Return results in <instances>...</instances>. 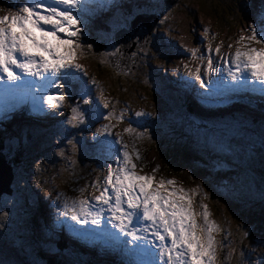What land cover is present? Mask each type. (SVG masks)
<instances>
[{
    "label": "rangeland",
    "instance_id": "1",
    "mask_svg": "<svg viewBox=\"0 0 264 264\" xmlns=\"http://www.w3.org/2000/svg\"><path fill=\"white\" fill-rule=\"evenodd\" d=\"M123 1L115 0L117 6L111 13L104 11L90 18L86 42L93 47L78 50L74 62L80 65L82 79L90 84L91 98L99 111L111 112L115 117L123 114L122 122L101 118L90 127L72 128L68 117L70 104L78 102L75 97L72 101L66 99L59 110L44 106L45 121L43 112L31 109L20 121L8 107L0 111V192H3L0 264H47L39 263L36 258L30 260L28 256L25 262L22 253L26 251L30 256L38 253L45 261L53 257L48 264H57L56 259L59 264H123L116 257H126L106 239L94 234L84 236H95L98 242L93 248H84L83 237L71 230L79 225L68 217L61 220H66L71 228L56 222L58 208L65 200L91 201L99 191L90 185L96 182L101 188L105 186L107 162L96 159L84 146H74L69 140L90 142L106 124L112 126L113 140L119 133L130 152H139V162L133 159L138 175H153L157 181L174 180L176 187L184 188L190 196L191 189L201 186L193 209L198 203L205 204L209 220L219 229L213 233L215 264H264V176L247 173V178H242L238 171L240 165L243 170L253 166L251 157L256 158L260 167L264 165V149L260 146L264 101L260 105L255 103L256 107L252 102L245 103L247 95L255 97L253 101L258 100L255 96L258 91L254 95H233L228 91L227 96L228 87L222 83V80L228 85L233 83L223 71L225 59H230L238 48L245 50V44L260 49L261 45L241 41L240 37L251 35L253 20L264 0H139L149 11L162 10L160 19L157 15L145 16L149 14L123 15ZM134 1L127 3V10L135 5ZM16 3L17 0H0V17L17 14L13 7ZM152 21L154 31L150 36L147 30L146 37L140 41L139 34L141 39L145 26ZM92 38L97 44L90 42ZM113 52L116 54H108ZM208 59L214 64L203 81L205 88H201V81L190 70L194 73L197 67H207ZM213 83V93L206 91ZM182 85L186 91H182ZM51 91L55 94L56 89ZM193 92H199L198 101H194ZM189 98L191 102L187 103ZM29 107L26 105V109ZM21 112L22 108L17 111ZM137 112L145 115L137 117ZM31 117L35 122L30 126L27 123ZM37 120L44 121L46 126L37 124ZM130 123L141 138L124 133ZM14 126L29 127L25 139L15 134ZM244 128L255 132L254 140L245 147L246 152L237 149L238 155H248L247 159L243 155L227 156L225 150L214 151L212 134L223 139L221 146L216 145L219 151L228 139L240 145L237 138L242 136ZM186 136L197 142L191 146L196 148V157L187 154L191 152L188 149L191 143ZM158 145L165 146L162 153L167 155V162L155 148ZM8 164L14 168L9 173L4 170ZM112 166L115 167L114 162ZM154 168L158 171L153 172ZM203 193L208 194V199H200ZM38 212L43 213L42 218ZM96 242L92 240L94 245ZM106 256L113 258V262Z\"/></svg>",
    "mask_w": 264,
    "mask_h": 264
},
{
    "label": "snow or ice",
    "instance_id": "2",
    "mask_svg": "<svg viewBox=\"0 0 264 264\" xmlns=\"http://www.w3.org/2000/svg\"><path fill=\"white\" fill-rule=\"evenodd\" d=\"M116 6L115 0H17L13 6L17 14L0 17V102L12 109L28 104L33 112H44V106L59 110L66 99L72 101L75 97L78 102L70 104L68 117L72 128L90 127L101 118L122 122L123 114L115 117L111 112L99 111L79 74L80 65L74 63L78 50L93 47L86 43L90 18ZM240 40L261 47L257 50L245 44V50L238 48L230 59L224 60L223 71L233 82L232 87L250 84L254 89L259 87L264 95V4L253 20L251 35L241 36ZM192 55L195 57V50ZM213 64L208 59L207 67H197L194 73L190 70L201 81V88H205L203 81L209 77ZM222 83L228 87L226 81ZM52 89H56L55 94ZM104 106L107 108L108 104ZM111 127L103 125L90 142L69 140L107 162V175L103 188L96 182L90 185L99 191L91 201L65 200L58 208L56 222L71 228L66 220H61L68 217L80 226L71 229L75 234L106 239L126 257L124 264H215L213 233L219 229L209 220L205 204L198 203L193 209L201 186L191 189L190 196L184 188L176 187L174 180L157 181L153 175H138L133 159H141L139 152H130L119 133L113 140ZM123 131L141 138L131 123ZM260 146L264 149V130ZM200 199H208V194L203 193Z\"/></svg>",
    "mask_w": 264,
    "mask_h": 264
},
{
    "label": "bare ground",
    "instance_id": "3",
    "mask_svg": "<svg viewBox=\"0 0 264 264\" xmlns=\"http://www.w3.org/2000/svg\"><path fill=\"white\" fill-rule=\"evenodd\" d=\"M133 30V29H132ZM120 36V35H119ZM118 40V39H117ZM147 42V41H146ZM117 43H118V41H117ZM127 45V44H126ZM119 52V51H118ZM129 54V53H128ZM130 67V66H129ZM113 68V67H112ZM135 68V67H134ZM118 71V70H117ZM249 86H251V85H249ZM249 86L247 85V88L245 89V90H243V85H241L240 87H237V89H232V90H226V92H227V95L228 94H230V92H233L234 94L233 95H238L239 93H247V94H252V95H254L255 94V92L256 91H253V90H248V88H249ZM236 88V87H235ZM228 91H230V92H228ZM221 92V91H220ZM194 93V101H198L200 98H199V95H198V93L199 92H193ZM225 93V92H224ZM223 94V93H222ZM219 96V95H218ZM255 96H257V98H258V102H262V101H264V95H262L261 94V92L260 93H257ZM256 101V100H255ZM254 102V101H253ZM1 103V102H0ZM26 105H28V104H25L23 107H25L26 108ZM1 107H5L4 105H3V103H1V105H0ZM5 108H7V107H5ZM30 109V107L28 108V109H26L27 111ZM5 110V109H4ZM223 111V110H222ZM33 122H35V120L33 121ZM34 124V123H33Z\"/></svg>",
    "mask_w": 264,
    "mask_h": 264
},
{
    "label": "trees",
    "instance_id": "4",
    "mask_svg": "<svg viewBox=\"0 0 264 264\" xmlns=\"http://www.w3.org/2000/svg\"><path fill=\"white\" fill-rule=\"evenodd\" d=\"M132 6H135V5H132ZM145 6H147V5H145ZM145 6L141 5V6H137V8H146ZM189 109H192V108H189ZM191 113H193L192 110H191ZM190 143H191V145H196V142H195V144H193V143L190 141ZM231 143H232L231 141L228 142V144H229L230 146H232ZM191 145L188 146V148H189V150H190L191 152H190V153H187V154L196 157V156H197V155H196V148H194L195 150H193L192 147H191ZM164 147H165V146H163V145H162V146H161V145H158V146H156L155 148H158V149H159V152H160V154H161V153L163 152ZM193 147H194V146H193ZM162 154H163L162 157H165V159H166L165 161L167 162V158H168L167 155H166L165 153H162ZM263 176H264V174H263ZM22 248H23V247H22ZM17 250H18V249H17ZM42 260H43V259H42ZM49 262H50V260L48 261V263H49ZM56 262H57V261H56ZM57 264H58V262H57Z\"/></svg>",
    "mask_w": 264,
    "mask_h": 264
},
{
    "label": "water",
    "instance_id": "5",
    "mask_svg": "<svg viewBox=\"0 0 264 264\" xmlns=\"http://www.w3.org/2000/svg\"><path fill=\"white\" fill-rule=\"evenodd\" d=\"M7 173H9V171H11L10 170V168L9 167H7V169H4ZM9 186V184L7 183V187ZM3 192H0V195L2 194Z\"/></svg>",
    "mask_w": 264,
    "mask_h": 264
}]
</instances>
